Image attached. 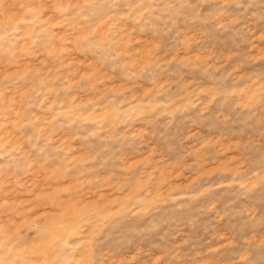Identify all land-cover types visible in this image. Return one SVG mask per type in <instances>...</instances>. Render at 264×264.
<instances>
[{"label":"rangeland","instance_id":"rangeland-1","mask_svg":"<svg viewBox=\"0 0 264 264\" xmlns=\"http://www.w3.org/2000/svg\"><path fill=\"white\" fill-rule=\"evenodd\" d=\"M0 264H264V0H0Z\"/></svg>","mask_w":264,"mask_h":264}]
</instances>
